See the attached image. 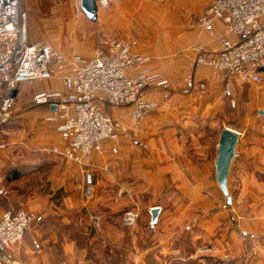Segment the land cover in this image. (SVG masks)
<instances>
[{
	"label": "crops",
	"instance_id": "1",
	"mask_svg": "<svg viewBox=\"0 0 264 264\" xmlns=\"http://www.w3.org/2000/svg\"><path fill=\"white\" fill-rule=\"evenodd\" d=\"M162 1L160 8L158 0H109L97 11L102 27L135 41L133 51L151 57L150 69L168 78L170 87L167 99L160 88H147L143 97L157 101L158 110L138 133L107 142L86 164L51 150L63 141L48 120L50 107L30 105L35 92L63 88L60 81L21 84L19 104L0 126L6 145L0 177L7 192L0 195V217L24 207L42 218L6 250L17 264H264V70L260 83L235 80L226 90L208 65L193 68L196 44L217 52L225 37L236 38L222 20L215 19L210 31L196 23L210 0ZM161 23L175 25L162 36ZM106 111L131 129L129 106ZM226 127L239 133L227 179L230 202L214 167ZM43 166L51 173L48 196L27 188L26 176L38 180ZM135 206L138 221L124 226L123 213Z\"/></svg>",
	"mask_w": 264,
	"mask_h": 264
},
{
	"label": "built area",
	"instance_id": "2",
	"mask_svg": "<svg viewBox=\"0 0 264 264\" xmlns=\"http://www.w3.org/2000/svg\"><path fill=\"white\" fill-rule=\"evenodd\" d=\"M108 4L109 0L97 1L103 9ZM262 17L264 0H210L196 23L210 31L215 19L222 20L226 32L236 39L225 37L217 52H208L205 46L196 44L192 67L208 65L220 76L226 90L235 80L260 83L264 70ZM134 45L135 41L115 38L106 32L96 40L90 57L65 55L48 41H30L24 0H0V126L10 120L12 110L19 104L22 83L31 86L56 78L63 88L35 92L30 101L33 105L50 106L48 120L56 123L55 130L63 141V147H53V152L78 165L86 164V159L95 151H102L107 142L138 133L143 120L160 106L157 101L144 99L143 92L157 87L167 99L170 84L163 74L150 69L151 57L133 51ZM108 106H129L131 129L108 114ZM5 146L0 143V149ZM112 152H117L116 145ZM82 189L90 197L89 186L83 185ZM138 217L137 209H128L123 214V224L133 226ZM41 218L23 207L2 214L0 264L14 261L6 250L21 243L25 232ZM95 228L99 230L98 222ZM34 245L39 247L36 242Z\"/></svg>",
	"mask_w": 264,
	"mask_h": 264
},
{
	"label": "rangeland",
	"instance_id": "3",
	"mask_svg": "<svg viewBox=\"0 0 264 264\" xmlns=\"http://www.w3.org/2000/svg\"><path fill=\"white\" fill-rule=\"evenodd\" d=\"M158 2L161 8L163 1L158 0ZM24 7L28 14L27 29L30 41H48L59 51L69 56L74 54L86 56V54H90L96 45V40L101 34L106 32L109 34V32L102 27L100 20L90 21L85 17L83 12L79 9V0H24ZM103 10V8L98 7V11L101 12ZM169 25L172 28H170ZM174 25L175 24L166 23L159 24L160 34L165 36V33L173 29ZM219 118H221V116ZM225 122L226 120L224 119V123ZM224 123L220 120L219 124L216 125L220 127ZM36 171L41 177L39 176L40 178L35 180L32 174L26 176V180H29L27 188L38 190L40 193L47 196L51 195L53 191H48L49 174H51L50 168L43 166ZM16 189H21V185L17 184ZM80 189H82V186ZM4 194H7L5 190H3V193L0 195ZM133 208L137 209L140 215V210L137 206ZM100 227L99 224L98 231L101 230Z\"/></svg>",
	"mask_w": 264,
	"mask_h": 264
},
{
	"label": "water",
	"instance_id": "4",
	"mask_svg": "<svg viewBox=\"0 0 264 264\" xmlns=\"http://www.w3.org/2000/svg\"><path fill=\"white\" fill-rule=\"evenodd\" d=\"M98 0H79V9L88 20L95 21L98 16ZM54 108V107H53ZM239 133L231 127L224 128L219 136L216 160L214 163L216 172V181L218 186L229 201L227 179L229 176V168L233 158L235 157V149L238 143ZM230 202V201H229ZM158 208L151 210L152 222H155Z\"/></svg>",
	"mask_w": 264,
	"mask_h": 264
},
{
	"label": "trees",
	"instance_id": "5",
	"mask_svg": "<svg viewBox=\"0 0 264 264\" xmlns=\"http://www.w3.org/2000/svg\"><path fill=\"white\" fill-rule=\"evenodd\" d=\"M30 105L33 106V107H34V106H38V105H35V104L33 105L32 103H30ZM38 107H41V106H38ZM43 107H45V108H49L50 106H43ZM16 176H17L16 174H13V175L10 176V177H12V178H17Z\"/></svg>",
	"mask_w": 264,
	"mask_h": 264
},
{
	"label": "bare ground",
	"instance_id": "6",
	"mask_svg": "<svg viewBox=\"0 0 264 264\" xmlns=\"http://www.w3.org/2000/svg\"><path fill=\"white\" fill-rule=\"evenodd\" d=\"M7 260V259H6ZM9 263H11V264H17L15 261H13V260H7Z\"/></svg>",
	"mask_w": 264,
	"mask_h": 264
}]
</instances>
